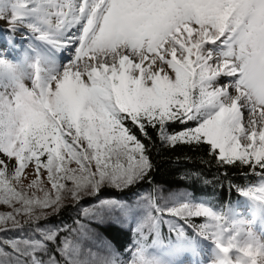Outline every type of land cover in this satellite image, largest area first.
I'll list each match as a JSON object with an SVG mask.
<instances>
[{
    "label": "snow or ice",
    "instance_id": "snow-or-ice-1",
    "mask_svg": "<svg viewBox=\"0 0 264 264\" xmlns=\"http://www.w3.org/2000/svg\"><path fill=\"white\" fill-rule=\"evenodd\" d=\"M0 22L29 41L0 58V231L32 233L0 237V264H167L189 226L211 264H264V238L187 192L100 200L134 225L123 251L80 220L39 223L151 183L157 143L242 168L237 190L264 202V0H0Z\"/></svg>",
    "mask_w": 264,
    "mask_h": 264
},
{
    "label": "trees",
    "instance_id": "trees-1",
    "mask_svg": "<svg viewBox=\"0 0 264 264\" xmlns=\"http://www.w3.org/2000/svg\"><path fill=\"white\" fill-rule=\"evenodd\" d=\"M151 156L154 163L150 176L151 183L146 180L123 192L105 187L100 194H105L106 198L126 201L131 199L134 193L144 192L147 189L154 190V192L158 188L162 190L184 189L195 199L206 201L217 210L230 212L234 218L239 217L238 213H242L247 205H249L248 209L250 210H254V208L260 210L259 206L263 202L246 197L237 190L239 187L250 184V174L246 175L242 168H218L215 162H209L210 158L204 154L203 150L195 152L185 146H177L173 149L157 143L152 149ZM251 182L254 183L255 180L252 179ZM69 208V204L65 205L58 214L50 216L47 220H41L39 223L58 224L62 227L71 226L73 218ZM242 214V216L247 215L245 212ZM201 222V218L194 219L196 224ZM129 225L109 222L106 224L98 223L96 228L101 235L123 251L125 248H131L135 239L138 238L134 234V227L130 228ZM189 228L190 226L181 238L186 243H182L179 250L180 255L188 256V258L194 253H201L198 236ZM161 234L166 242L169 236L167 224L161 226ZM151 239L150 236L147 243L151 244Z\"/></svg>",
    "mask_w": 264,
    "mask_h": 264
},
{
    "label": "rangeland",
    "instance_id": "rangeland-1",
    "mask_svg": "<svg viewBox=\"0 0 264 264\" xmlns=\"http://www.w3.org/2000/svg\"><path fill=\"white\" fill-rule=\"evenodd\" d=\"M7 27V25H5L3 22H0V29H3ZM0 58H6L8 61H11L13 63H17L20 62V60L22 59L25 50L28 48V44L29 41L27 39H24L22 37V32L21 33H17L14 37L15 43L14 44H8L7 41L8 40H12L13 37H11L9 35V33L7 32V30H0ZM72 53L70 51H61L57 54V59L58 61L63 64L67 62V58L69 56H71ZM26 83H28L30 85V81H26ZM73 167H75V165H72ZM176 191H181V192H187L184 189H179V190H162L160 188L157 189V191L154 192V190H149L147 189L146 191L142 192V191H138V193H142V194H148V193H155L156 195H163V196H167L169 193L172 192H176ZM188 193V192H187ZM134 196H132L131 199H133ZM102 199H112V198H106L105 194H100L98 198L95 197H86L84 198L82 201H80L79 203L69 199H66L64 201L65 205H70V212L72 213V225H68V226H64L65 229H75L77 227L76 225V221L80 220L81 222L89 225L91 228L95 229L100 237L106 239L103 235H101V233L97 230L96 226L98 223H109V222H114V223H120L123 219L121 212L119 210V208L117 207H111V208H101L99 207V201ZM131 199L126 200L128 202H131ZM118 201H122L123 200H119L116 199ZM260 207V210L258 211L257 208H254V212L249 211L247 212V209H244V211L246 212V214L248 216L245 217H237L235 219H237L238 221H242L250 230L254 231L258 236H260L261 238H264V202L262 203ZM89 209L90 211H96L97 215L95 216H89V217H85L83 215V209ZM141 215H143V213H140ZM243 215L242 213H240L241 216ZM24 218H21V220L23 221ZM102 220V221H101ZM123 224H128L129 223H123ZM132 224H130L129 226H131ZM9 227H11L9 225ZM132 228L134 227V225L131 226ZM191 231L195 232L194 227L189 228ZM22 233L24 236L28 237L30 236L31 230L30 227L26 226L23 228ZM21 231H4L2 233V231L0 232V237H13V236H20ZM67 234V232H65V235ZM198 240L200 241V249H201V253L200 255L197 253H194L191 257L188 258V256H182L179 254L178 252V257L177 254L175 256L169 257L167 256L163 251L160 252L161 255L164 256L165 260L167 261V264H211V261L213 259V254H214V245L213 243L205 238H201L198 236Z\"/></svg>",
    "mask_w": 264,
    "mask_h": 264
},
{
    "label": "bare ground",
    "instance_id": "bare-ground-1",
    "mask_svg": "<svg viewBox=\"0 0 264 264\" xmlns=\"http://www.w3.org/2000/svg\"><path fill=\"white\" fill-rule=\"evenodd\" d=\"M0 41H1V38H0Z\"/></svg>",
    "mask_w": 264,
    "mask_h": 264
}]
</instances>
